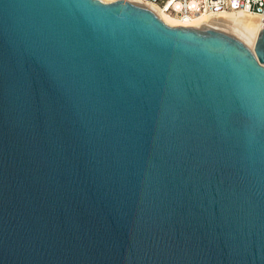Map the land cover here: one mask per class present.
<instances>
[{
	"label": "water",
	"instance_id": "water-1",
	"mask_svg": "<svg viewBox=\"0 0 264 264\" xmlns=\"http://www.w3.org/2000/svg\"><path fill=\"white\" fill-rule=\"evenodd\" d=\"M0 264H264V29L0 0Z\"/></svg>",
	"mask_w": 264,
	"mask_h": 264
},
{
	"label": "built area",
	"instance_id": "built-area-1",
	"mask_svg": "<svg viewBox=\"0 0 264 264\" xmlns=\"http://www.w3.org/2000/svg\"><path fill=\"white\" fill-rule=\"evenodd\" d=\"M161 11L189 22L196 16L227 13H253L264 18V0H140Z\"/></svg>",
	"mask_w": 264,
	"mask_h": 264
},
{
	"label": "bare ground",
	"instance_id": "bare-ground-1",
	"mask_svg": "<svg viewBox=\"0 0 264 264\" xmlns=\"http://www.w3.org/2000/svg\"><path fill=\"white\" fill-rule=\"evenodd\" d=\"M102 2H111L114 0H101ZM142 2L140 0H137ZM143 3V2H142ZM147 5V4H146ZM151 11L159 17L164 23L170 26H182V27H201L207 24H213L220 28H234L232 32H234L237 36L243 39L250 47V50L253 52L254 46L258 37V33L260 29H264V18H260V16L248 13H227L223 12L218 15H207L202 14L196 16L189 22H183L179 20L177 17L169 15L160 9L147 5ZM243 36L244 38H242Z\"/></svg>",
	"mask_w": 264,
	"mask_h": 264
},
{
	"label": "rangeland",
	"instance_id": "rangeland-1",
	"mask_svg": "<svg viewBox=\"0 0 264 264\" xmlns=\"http://www.w3.org/2000/svg\"><path fill=\"white\" fill-rule=\"evenodd\" d=\"M223 29L228 30V31H231V32L234 30V28H231V29H229V28H223ZM239 35L241 36V34H239ZM241 37L244 38L243 36H241Z\"/></svg>",
	"mask_w": 264,
	"mask_h": 264
}]
</instances>
